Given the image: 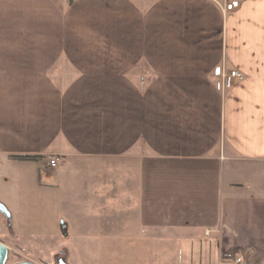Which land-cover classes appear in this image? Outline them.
<instances>
[{
  "label": "crops",
  "instance_id": "1",
  "mask_svg": "<svg viewBox=\"0 0 264 264\" xmlns=\"http://www.w3.org/2000/svg\"><path fill=\"white\" fill-rule=\"evenodd\" d=\"M217 2L0 0V202L9 222L35 192L56 211L1 243L264 264V0ZM229 67L246 77L224 91Z\"/></svg>",
  "mask_w": 264,
  "mask_h": 264
},
{
  "label": "rangeland",
  "instance_id": "2",
  "mask_svg": "<svg viewBox=\"0 0 264 264\" xmlns=\"http://www.w3.org/2000/svg\"><path fill=\"white\" fill-rule=\"evenodd\" d=\"M26 172L29 174L31 171L27 170ZM45 176L46 173L44 172L42 174V179L45 180ZM49 194H44L42 197H40V195H37L35 192L33 204L29 200L25 208L18 207L17 209V205H11V212L14 211V213L17 215L15 216V220L12 217L10 222L8 221L6 215L0 212V237H3L2 234H7V236L9 234L12 236L11 233H13V229L21 233H27L29 236H31V233L34 235H37V233H46L51 227H53V218L56 211L54 208L55 204H53L52 194ZM22 211L24 212L21 213ZM14 222H16L17 226L14 225ZM3 231L5 233H3ZM26 241L27 239H25V242ZM37 241L39 242V239ZM17 242L18 241H14L15 244ZM21 245L14 247L11 246L9 248L7 264H16L26 261H33L36 264H58V261H65L66 259V247H61V249L59 251L57 250L54 256L51 258L48 257L49 254L46 249L44 250L39 246H35L31 241H29L28 244L26 243L25 246Z\"/></svg>",
  "mask_w": 264,
  "mask_h": 264
},
{
  "label": "built area",
  "instance_id": "3",
  "mask_svg": "<svg viewBox=\"0 0 264 264\" xmlns=\"http://www.w3.org/2000/svg\"><path fill=\"white\" fill-rule=\"evenodd\" d=\"M221 7L224 13L231 12L237 8H239L241 0H222L221 2H217ZM245 74L238 69L235 68H225L222 72V82H223V90L227 91L241 82L245 80ZM58 163V159L53 157L49 161V166L54 168ZM229 264H243V259L241 256H236L233 258Z\"/></svg>",
  "mask_w": 264,
  "mask_h": 264
},
{
  "label": "water",
  "instance_id": "4",
  "mask_svg": "<svg viewBox=\"0 0 264 264\" xmlns=\"http://www.w3.org/2000/svg\"><path fill=\"white\" fill-rule=\"evenodd\" d=\"M0 212H2L4 215H6L7 218H10V213L6 206L0 202ZM9 255V248L0 242V264H7ZM16 264H36L33 261H26V262H19ZM58 264H65L63 261H58Z\"/></svg>",
  "mask_w": 264,
  "mask_h": 264
},
{
  "label": "trees",
  "instance_id": "5",
  "mask_svg": "<svg viewBox=\"0 0 264 264\" xmlns=\"http://www.w3.org/2000/svg\"><path fill=\"white\" fill-rule=\"evenodd\" d=\"M39 156H13V158H16V159H20V160H25V161H28V160H35L37 159ZM62 228H63V234L65 236L68 235L67 233V229L65 228V225L63 224L62 225Z\"/></svg>",
  "mask_w": 264,
  "mask_h": 264
}]
</instances>
